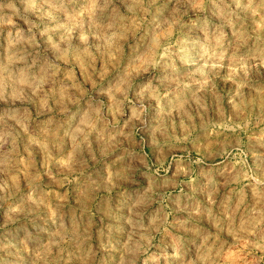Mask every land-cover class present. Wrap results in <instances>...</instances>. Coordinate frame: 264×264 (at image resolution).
I'll return each mask as SVG.
<instances>
[{"label": "clouds", "instance_id": "clouds-1", "mask_svg": "<svg viewBox=\"0 0 264 264\" xmlns=\"http://www.w3.org/2000/svg\"><path fill=\"white\" fill-rule=\"evenodd\" d=\"M0 264H264V0H0Z\"/></svg>", "mask_w": 264, "mask_h": 264}]
</instances>
